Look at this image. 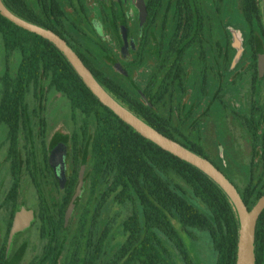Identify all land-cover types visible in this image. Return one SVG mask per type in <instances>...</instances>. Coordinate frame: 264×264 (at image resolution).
<instances>
[{"label": "rangeland", "instance_id": "1", "mask_svg": "<svg viewBox=\"0 0 264 264\" xmlns=\"http://www.w3.org/2000/svg\"><path fill=\"white\" fill-rule=\"evenodd\" d=\"M26 1L40 11L38 0ZM59 2L65 32L81 43L96 66L156 113L169 118L185 137L199 141L241 190L250 174L255 181L259 179L263 170L264 39L246 13L247 0H196L204 18L199 37L205 56L200 45L192 42L181 59L179 82L163 77L180 21L176 0H161L156 8L154 0ZM20 60L18 52L7 50L0 31V99L7 69L15 76ZM23 109L14 206L7 198L13 182L8 127L0 124V252L6 245L3 264H70L74 252L79 257L75 264H88L93 245L101 238L97 264H106L125 243V223L135 214L141 235L154 231L162 242L156 246L160 264H186L137 199H123L111 189L113 176L96 166L95 116L82 111L58 90L50 73H39L37 82L27 90ZM72 175L75 186L60 217ZM178 181L187 190V199L207 213L206 206L191 195L190 187ZM175 224L195 264H217L208 231L184 227L178 217ZM128 264L141 263L132 259Z\"/></svg>", "mask_w": 264, "mask_h": 264}, {"label": "trees", "instance_id": "2", "mask_svg": "<svg viewBox=\"0 0 264 264\" xmlns=\"http://www.w3.org/2000/svg\"><path fill=\"white\" fill-rule=\"evenodd\" d=\"M4 4L16 15L45 28L54 30L64 37L69 45L79 54L90 68L100 84L122 105L139 116L152 127L165 135L180 141L193 152L209 158L199 141L191 140L171 124L169 118L159 115L154 109L134 97L116 80L107 75L90 59L81 43L70 33L65 32L62 17L64 11L59 0H38L40 11L35 10L26 0H3ZM155 8L161 0H154ZM180 21L173 39V53L164 69L163 77L179 82L182 70L181 59L186 48L192 43L200 45L199 37L203 30L204 18L197 7L196 0H176ZM154 8V9H155ZM246 13L256 23L264 39V13L262 0H247ZM125 36L128 26L125 25ZM0 31L5 47L18 52L21 56L18 72L12 76L7 69L4 77V91L0 99V124L8 127L10 171L12 185L7 198L13 205L17 200L20 170L18 140L19 131L24 125V100L28 88L37 82L39 73L47 71L58 90L68 95L73 103L87 114L96 118L98 131L94 142L96 166L102 171H109L112 177L113 191L119 197H135L144 212L154 220V226L164 233L181 253L186 264H195L180 232L175 224L179 218L184 227H198L208 231L217 253V264H236L240 220L237 208L226 191L212 177L197 166L167 151L150 139L143 137L134 127L121 119L105 106L85 84L64 52L55 43L39 34L28 31L0 14ZM250 45L253 40L250 38ZM172 72V73H171ZM156 95V84L153 86ZM165 94V91L163 92ZM83 136L86 135L82 129ZM254 139L257 135L253 134ZM182 138V139H180ZM261 159L262 174L255 181L252 174L241 193L248 208L251 209L264 193V127L262 130ZM30 164V159H28ZM175 178V179H174ZM181 180L191 189V195L198 198L207 208V213L200 211L187 199V190ZM76 177H70L66 188V197L60 207V217L65 214L68 199L72 194ZM14 206V205H13ZM128 237L115 258L106 264H128L129 260H139L141 264H160L157 245H162L154 231L141 235L138 215H132L125 223ZM103 239L94 243L88 264H97L102 252ZM5 246L0 252V264L4 262ZM255 264H264V209L261 212L255 233ZM70 264L79 261L77 252L71 256ZM166 264H175L169 262Z\"/></svg>", "mask_w": 264, "mask_h": 264}, {"label": "water", "instance_id": "3", "mask_svg": "<svg viewBox=\"0 0 264 264\" xmlns=\"http://www.w3.org/2000/svg\"><path fill=\"white\" fill-rule=\"evenodd\" d=\"M262 9L264 13V0H262ZM0 14L11 20L18 26L28 31L39 34L42 37L47 38L55 43L56 46L62 52H64L70 63L82 77L85 84L105 106L111 109L125 122L134 127L143 137L152 140L167 151H170L174 155L197 166L210 177H212L217 183H219L232 199L239 215L240 228L237 244L238 248L236 264H255V233L259 216L264 209V193L259 197L254 206L249 209L237 186L220 168H218L213 163L212 160L193 152L192 150L184 146L180 141L165 135L158 129L149 125L139 116L131 112L124 105H122L100 84L90 68L84 63L79 54L69 45L68 41L64 37H62L52 29L32 23L16 15L4 4L3 0H0ZM262 67L263 60L262 57H260L261 70Z\"/></svg>", "mask_w": 264, "mask_h": 264}]
</instances>
